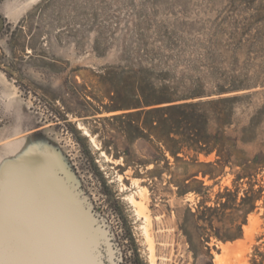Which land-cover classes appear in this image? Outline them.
<instances>
[{"label":"rangeland","instance_id":"1","mask_svg":"<svg viewBox=\"0 0 264 264\" xmlns=\"http://www.w3.org/2000/svg\"><path fill=\"white\" fill-rule=\"evenodd\" d=\"M0 15V210L19 192L0 231L28 227L61 264H214L224 243L223 264H264V0H0ZM167 104L193 105L183 127L209 155L133 114Z\"/></svg>","mask_w":264,"mask_h":264},{"label":"water","instance_id":"2","mask_svg":"<svg viewBox=\"0 0 264 264\" xmlns=\"http://www.w3.org/2000/svg\"><path fill=\"white\" fill-rule=\"evenodd\" d=\"M3 25L4 21L0 17V27ZM9 195H11L10 204L0 212L10 208L19 192L15 191ZM37 211H39L38 203L34 213L35 219H37ZM36 222L38 226V219ZM0 232V264H61L59 260L50 257L48 251L32 238L28 227H8Z\"/></svg>","mask_w":264,"mask_h":264},{"label":"trees","instance_id":"3","mask_svg":"<svg viewBox=\"0 0 264 264\" xmlns=\"http://www.w3.org/2000/svg\"><path fill=\"white\" fill-rule=\"evenodd\" d=\"M193 107V105H183V104H179V105H171V104H167L164 107H154L151 108L149 110H139L134 112L133 114L137 115V116H143V115H147L149 117V123L152 127V129H165L169 135H182L184 136V132L188 133V131L190 129H185L183 126L184 122H183V112L186 108H190ZM129 117H131L130 113H125L116 117H110L111 119H128ZM132 130H134L135 132H140L141 127L139 126H133L132 124H129V127ZM192 135V137H191ZM186 138L190 139L189 141H192L194 146L191 144H185L182 145L183 147L186 148H194V151L196 153H205V155H209L212 152L211 150H206V149H202V147H200L201 143L200 141L198 143H196L195 140L196 139V135H194L192 133V131L188 134H186ZM175 146V145H174ZM252 203L250 204V210L253 209V201H251Z\"/></svg>","mask_w":264,"mask_h":264},{"label":"bare ground","instance_id":"4","mask_svg":"<svg viewBox=\"0 0 264 264\" xmlns=\"http://www.w3.org/2000/svg\"><path fill=\"white\" fill-rule=\"evenodd\" d=\"M33 1H38V0H33ZM82 128V127H81ZM84 134L85 135H88V133L86 132V131H84ZM93 140V139H92ZM139 193H140V198H139V200L138 201H136V200H134V198L132 197V196H130L129 197V200H130V202L133 204V205H135L136 207H137V213L138 214H143L144 215V210H146V205H145V200H146V190L145 189H143V188H141L140 189V191H139ZM2 206V205H1ZM56 217H57V220H55V219H53V218H48V219H45L44 220V223L45 224H51V225H53L55 222H58L59 221V219H63V220H66V219H64L65 217L63 216V214L62 213H60L59 215H55ZM59 216V217H58ZM144 219L148 222V224H149V221H148V219H147V216H145L144 215ZM251 219H252V217H250ZM59 223V222H58ZM250 223V222H249ZM250 225V224H249ZM146 227V226H145ZM248 227V226H247ZM247 227H245L244 226V231L246 232V230H247ZM249 229V228H248ZM247 232H249L248 230H247ZM145 233H146V235H147V237H146V239H148V241L150 242V249H151V251L153 250V245H152V242H151V239H150V237L148 236V234H147V229H145ZM245 234V233H244ZM250 234V233H249ZM246 235V234H245ZM244 235V236H245ZM247 237V236H246ZM249 237H250V235H249ZM231 245V244H230ZM230 245L229 244H222L221 245V249H222V251H223V253L221 254V255H219V254H215L214 255V259H213V262H214V264H223L224 263V253L226 252V251H228L229 250V248H230ZM233 248V247H232ZM152 254V253H151ZM152 263H154V261H153V259H152Z\"/></svg>","mask_w":264,"mask_h":264},{"label":"flooded vegetation","instance_id":"5","mask_svg":"<svg viewBox=\"0 0 264 264\" xmlns=\"http://www.w3.org/2000/svg\"><path fill=\"white\" fill-rule=\"evenodd\" d=\"M0 17H2V19H3V21H4V25H3V27H0V34L4 31V29H5V26H6V20H5V18L3 17V16H1L0 15Z\"/></svg>","mask_w":264,"mask_h":264}]
</instances>
